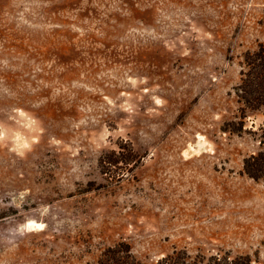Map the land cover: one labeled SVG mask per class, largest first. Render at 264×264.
<instances>
[{
	"label": "rangeland",
	"instance_id": "obj_1",
	"mask_svg": "<svg viewBox=\"0 0 264 264\" xmlns=\"http://www.w3.org/2000/svg\"><path fill=\"white\" fill-rule=\"evenodd\" d=\"M262 44L264 0H0V264L263 261L264 107L235 90Z\"/></svg>",
	"mask_w": 264,
	"mask_h": 264
},
{
	"label": "trees",
	"instance_id": "obj_2",
	"mask_svg": "<svg viewBox=\"0 0 264 264\" xmlns=\"http://www.w3.org/2000/svg\"><path fill=\"white\" fill-rule=\"evenodd\" d=\"M238 101L243 109L259 110L264 107V44L254 52H247L241 79L235 88ZM260 142V150L244 161V173L256 181H264V124L255 133ZM113 157H102L101 165L105 169L130 163L129 158L120 160L117 152ZM121 154V152L119 153ZM98 264H145L133 254L129 244L119 243L107 248L100 257ZM157 264H264V260L253 259L251 255L232 256L230 252L216 253L210 256L199 254L195 257L186 251H174L160 259Z\"/></svg>",
	"mask_w": 264,
	"mask_h": 264
},
{
	"label": "clouds",
	"instance_id": "obj_3",
	"mask_svg": "<svg viewBox=\"0 0 264 264\" xmlns=\"http://www.w3.org/2000/svg\"><path fill=\"white\" fill-rule=\"evenodd\" d=\"M3 135H4V134H3V132H2V131H0V138H2V137H3ZM21 147H27V145H26V144H22V145H21Z\"/></svg>",
	"mask_w": 264,
	"mask_h": 264
}]
</instances>
